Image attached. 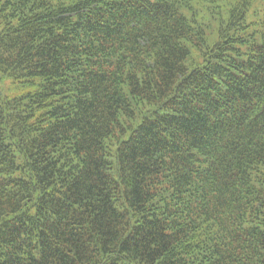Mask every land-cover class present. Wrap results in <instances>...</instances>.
Instances as JSON below:
<instances>
[{"label":"trees","instance_id":"obj_1","mask_svg":"<svg viewBox=\"0 0 264 264\" xmlns=\"http://www.w3.org/2000/svg\"><path fill=\"white\" fill-rule=\"evenodd\" d=\"M0 264H264V0H0Z\"/></svg>","mask_w":264,"mask_h":264}]
</instances>
